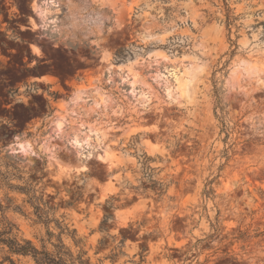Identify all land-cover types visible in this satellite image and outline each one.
Returning <instances> with one entry per match:
<instances>
[{
	"label": "rangeland",
	"instance_id": "obj_1",
	"mask_svg": "<svg viewBox=\"0 0 264 264\" xmlns=\"http://www.w3.org/2000/svg\"><path fill=\"white\" fill-rule=\"evenodd\" d=\"M56 2L0 0V231L89 264H264V0Z\"/></svg>",
	"mask_w": 264,
	"mask_h": 264
},
{
	"label": "bare ground",
	"instance_id": "obj_2",
	"mask_svg": "<svg viewBox=\"0 0 264 264\" xmlns=\"http://www.w3.org/2000/svg\"><path fill=\"white\" fill-rule=\"evenodd\" d=\"M42 2V1H41ZM45 3H48L50 6H58L57 5V2H56V0H47V2H46V0H45ZM47 5V4H46ZM44 6V5H43ZM49 6V7H50ZM48 7V6H47ZM41 9V5L39 4V3H37L36 4V7H35V13L37 14V16H38V19H39V21H40V24L39 25H36V27L37 28H40L41 26H43L42 24V22H43V16H44V12L43 11H41L40 10ZM48 11H46V13H47ZM48 14V13H47ZM51 20V19H50ZM47 26V25H46ZM32 48H33V51H35L36 53H38L39 52V50H38V48L37 47H35V46H32ZM172 73V72H171ZM174 76V75H173ZM95 83H97V82H95ZM90 86V85H89ZM88 86V87H89ZM94 86V85H93ZM92 87V86H91ZM85 88V87H84ZM90 92H91V94H93L94 96H93V98H94V102H96L98 105H101L104 101H105V98H104V96H103V94L101 93V92H99V89L98 90H95L94 88L93 89H88ZM84 91H86L85 89L84 90H79L78 91V94L75 96V100H76V102L77 101H87L88 99L86 98V99H84L83 97L84 96H86V95H84ZM81 106H82V104H81ZM77 107H78V105H77ZM65 108H63V110H64ZM90 109V108H89ZM72 110V109H71ZM77 110V109H76ZM72 113V115L74 116L75 114L72 112V111H70V110H68V109H65V112L63 113V114H61L60 115V118H58V120L55 122V128H54V130H55V134H56V136H58L59 134H61L62 133V131H63V127L65 126V123L66 122H68L69 120H68V118L70 117V115L69 114H71ZM78 114V113H77ZM80 114V113H79ZM78 116V115H77ZM75 118V117H74ZM72 123H73V125L76 127V129H79V130H81V129H84V127H83V125L82 124H80V123H78V122H73V121H71ZM71 123V124H72ZM69 125V124H68ZM85 130H87V129H85ZM87 131H89V129L87 130ZM75 133H76V131H75ZM91 134H93V135H95V138L94 139H96V142H98L99 141V136H98V133H96L95 131H93V132H91L90 131V133L88 134V136H86L85 138V140H80L79 139V135H74V136H72V139H71V145L75 148V149H77V151H80V152H82L84 149H85V147H89V141L91 140ZM70 138V137H69ZM18 147H19V149L20 150H23V151H25V150H27V149H30V144H28L27 142H19L18 144ZM46 145V144H45ZM72 147V148H73ZM46 149H47V147H46ZM91 150V149H90ZM77 153V152H76ZM82 155V154H81ZM101 155V154H100ZM78 170H84L85 169V167L84 166H80V167H78L77 168Z\"/></svg>",
	"mask_w": 264,
	"mask_h": 264
},
{
	"label": "trees",
	"instance_id": "obj_3",
	"mask_svg": "<svg viewBox=\"0 0 264 264\" xmlns=\"http://www.w3.org/2000/svg\"><path fill=\"white\" fill-rule=\"evenodd\" d=\"M10 226L0 231V243L7 247V252L10 254L28 255L33 259L35 264H89L87 260L82 259V254H78L76 258H72L69 253L58 252L54 256L45 250H38L29 240H23L21 243L16 238L10 236ZM61 248L65 247L61 245ZM63 256H69V258H64ZM2 261L14 264L10 256H4L0 260V264Z\"/></svg>",
	"mask_w": 264,
	"mask_h": 264
},
{
	"label": "crops",
	"instance_id": "obj_4",
	"mask_svg": "<svg viewBox=\"0 0 264 264\" xmlns=\"http://www.w3.org/2000/svg\"><path fill=\"white\" fill-rule=\"evenodd\" d=\"M93 14L95 16V19L97 20V22L99 23V21L103 20L105 18V15H108V9L107 8H99L98 5H95L93 8ZM54 16V15H53ZM85 76L81 77L80 80H78V82L81 81H85ZM37 83H53L52 82V77L50 75H41L39 77H37L36 81Z\"/></svg>",
	"mask_w": 264,
	"mask_h": 264
},
{
	"label": "flooded vegetation",
	"instance_id": "obj_5",
	"mask_svg": "<svg viewBox=\"0 0 264 264\" xmlns=\"http://www.w3.org/2000/svg\"><path fill=\"white\" fill-rule=\"evenodd\" d=\"M78 71H81V72H82V71H83V69H80V70H78ZM64 83H66V82H64Z\"/></svg>",
	"mask_w": 264,
	"mask_h": 264
}]
</instances>
